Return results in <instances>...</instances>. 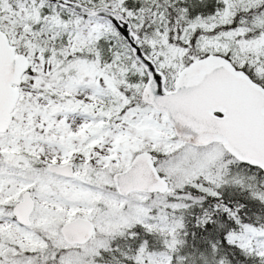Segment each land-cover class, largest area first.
<instances>
[{"label":"snow or ice","instance_id":"obj_1","mask_svg":"<svg viewBox=\"0 0 264 264\" xmlns=\"http://www.w3.org/2000/svg\"><path fill=\"white\" fill-rule=\"evenodd\" d=\"M0 264H264V0H0Z\"/></svg>","mask_w":264,"mask_h":264}]
</instances>
